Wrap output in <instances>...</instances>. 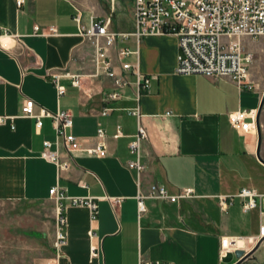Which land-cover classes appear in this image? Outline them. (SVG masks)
I'll list each match as a JSON object with an SVG mask.
<instances>
[{
  "label": "crops",
  "instance_id": "crops-1",
  "mask_svg": "<svg viewBox=\"0 0 264 264\" xmlns=\"http://www.w3.org/2000/svg\"><path fill=\"white\" fill-rule=\"evenodd\" d=\"M106 16L78 0H24L21 8L16 0H0L2 31L20 35L8 49L0 48V118H8L0 124V204L56 205L50 190L58 184L67 197L92 198L98 206L93 220L89 208L65 202L66 241L58 249L56 237L52 245L46 238L42 245L36 239H0V264H236V251L249 253L258 243L264 205L258 199V207L245 213L237 198L223 212L218 196L236 195L243 188L264 196V163L258 157V129L237 131L229 117L258 111L264 90L244 91L230 77L179 75L176 36L152 35L139 44L131 36L123 46L137 53L119 60L111 50L114 69L122 75V63H130L150 79V87L138 99L131 74L122 97L111 101L113 83L105 75L96 76L95 51L82 33ZM131 18L132 28H111L135 33L133 13ZM35 26L46 35L34 36ZM50 27L57 33H48ZM56 75L66 90L61 97L53 81ZM75 76L80 87L73 85ZM26 99L35 101L37 112L72 113L69 132L83 148L70 158L61 145L62 158L69 160L67 170L59 173L41 157L43 143L56 139L53 122L45 118L37 129L36 120L20 117ZM137 105L141 120L128 114ZM105 109L110 110L106 116ZM139 125L148 134L141 173L129 167L138 160L130 144ZM99 129L106 135L107 155L102 158L86 152L100 141ZM119 129L121 135L115 138ZM263 136L259 154L264 161ZM153 185L172 196L193 189L195 197L177 203L147 198L146 212L140 213L139 197L148 195ZM54 215L53 235L58 231L56 209ZM222 238L235 240L234 249L222 250ZM93 246L98 248L95 257ZM242 264H264V241Z\"/></svg>",
  "mask_w": 264,
  "mask_h": 264
},
{
  "label": "built area",
  "instance_id": "built-area-1",
  "mask_svg": "<svg viewBox=\"0 0 264 264\" xmlns=\"http://www.w3.org/2000/svg\"><path fill=\"white\" fill-rule=\"evenodd\" d=\"M21 8L24 0H16ZM133 17L136 31L133 34L115 31L110 26L108 18L93 21L82 33L93 46L95 51L96 76L105 75L113 83V92L108 94L111 101L122 97V91L129 85L128 76L134 74L138 86V99L150 87V79L140 73L130 63H122L123 74L118 75L114 69L111 58V50L115 49L117 58L123 60L137 53L129 46H123L125 42L134 36L139 44L143 38L152 35H174L178 39L179 55L176 73L179 75H205L230 77L240 89L254 91L256 83L251 75V67L255 62V53L246 48L243 39L248 37L253 41L264 44V0H134ZM77 21L79 18L77 17ZM48 33L56 34L54 27L48 28ZM34 36H44L46 32L40 26L34 27ZM12 41H20V35L3 32L0 27V48L8 49ZM59 76L53 79L58 96L66 93L65 87L59 82ZM73 85L81 86L79 76L73 77ZM109 109H105L103 115H108ZM128 114L142 118L140 105L128 111ZM171 113H167L170 115ZM20 117L36 120V128L42 129L45 118L52 119L56 134L54 142L45 141L41 157L54 164L61 173L69 167V160H64L61 153V145L67 150L70 158L73 153L83 148L82 142L71 132L73 128V115L70 111L50 112L41 108L36 110V103L32 99H26L21 108ZM257 110H243L233 113L229 122L237 131H257ZM7 117L0 118V124H5ZM121 135L119 129L115 138ZM148 138L144 126L139 125L138 132L130 144L131 153L138 156V160L129 163V167L141 173L145 167L140 161L143 142ZM100 141L86 152L92 157H105L107 155L103 129L98 131ZM51 197L56 203L57 226L56 248L58 249L66 241L63 229L66 226V218L63 216L66 201L73 206L87 207L91 211L92 219H96L98 206L92 198H70L64 189L58 184L50 190ZM193 189H185L177 195H170L166 188L153 185L149 194L140 195L138 208L140 213L146 212L144 200L157 199L177 203L183 199L194 198ZM241 199L245 213L258 207V199L264 205V196L257 191L243 188L236 195L218 196L220 209L227 212L235 199ZM116 204L120 200L114 201ZM93 236V231L90 232ZM264 238V226L260 227V237ZM236 241L222 238V250H232ZM98 248L91 247V255L95 257ZM58 264V263H55ZM140 264H174L164 261L141 262Z\"/></svg>",
  "mask_w": 264,
  "mask_h": 264
},
{
  "label": "rangeland",
  "instance_id": "rangeland-1",
  "mask_svg": "<svg viewBox=\"0 0 264 264\" xmlns=\"http://www.w3.org/2000/svg\"><path fill=\"white\" fill-rule=\"evenodd\" d=\"M78 2L85 8L105 11L106 17L110 20V26L115 30L134 27L131 18V13L134 11V0H78ZM243 42L247 49L255 53V62L250 71L256 83L255 90H264V44L248 37H245ZM260 127L264 135V108L260 115ZM55 206L53 202L43 205L27 202L0 204V239H36L38 244L42 245L43 239L46 238L52 245L57 235L56 232L53 235L52 230L53 223L56 222ZM36 224L41 227L33 228Z\"/></svg>",
  "mask_w": 264,
  "mask_h": 264
},
{
  "label": "water",
  "instance_id": "water-1",
  "mask_svg": "<svg viewBox=\"0 0 264 264\" xmlns=\"http://www.w3.org/2000/svg\"><path fill=\"white\" fill-rule=\"evenodd\" d=\"M263 108H264V95H263L261 105L258 109V117H257V127H258V136H259L258 157L264 163V161L261 159L260 154H259L260 148L262 145V131H261V127H260V115H261ZM263 241H264V238L259 240L257 245L254 247V249L249 253H246V252L241 251V250L236 251L235 254H236V257L238 258V262L236 264H242L247 258H249L253 254V252L261 245V243Z\"/></svg>",
  "mask_w": 264,
  "mask_h": 264
},
{
  "label": "bare ground",
  "instance_id": "bare-ground-1",
  "mask_svg": "<svg viewBox=\"0 0 264 264\" xmlns=\"http://www.w3.org/2000/svg\"><path fill=\"white\" fill-rule=\"evenodd\" d=\"M9 42L6 40V41H4V44H8Z\"/></svg>",
  "mask_w": 264,
  "mask_h": 264
}]
</instances>
